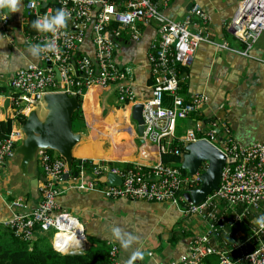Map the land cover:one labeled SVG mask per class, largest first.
<instances>
[{
    "label": "built area",
    "instance_id": "2783aa9c",
    "mask_svg": "<svg viewBox=\"0 0 264 264\" xmlns=\"http://www.w3.org/2000/svg\"><path fill=\"white\" fill-rule=\"evenodd\" d=\"M26 8L36 20L51 17L58 9H63L68 16L65 25L56 32L37 30L28 38L30 45L41 46L42 50L37 55L46 67L30 65L14 76V93L10 97L9 110L18 123V117H26L46 94L62 92L69 96L76 95L83 101L93 87L118 85V102L132 109L139 103L132 86L133 70L116 64L117 40L126 34L132 40L139 41L145 27L151 24L156 26V38L148 53L153 96L142 102L144 131L139 138L143 145L147 141L156 145L158 161H152L142 152L138 160L130 163L131 168L121 169L106 160L79 159L80 176H70L68 188L97 192L110 200H147L170 204L184 217L206 221L209 232L193 239L188 253L171 264H204V259L210 255H219V264H264V227L258 224L247 241L254 239L256 244L250 243L252 249L242 251L238 263L232 261L227 253L210 246L208 237L217 231L216 227H233L261 209L264 204V144L241 146L228 139L223 145H217L227 156L228 163L223 169L219 189L198 205L188 203L184 194L201 187V174L207 169V163H203L199 171L191 176L162 162V156L167 153L181 155L179 144L187 146L207 140L216 145L217 129L207 130L199 120L183 133L177 130L180 120L199 115L208 101V97L202 93H195L188 100L181 95L182 83L187 79L182 70H188L191 66L201 43H214L198 23L199 19L204 26L209 22L201 8L193 6L182 21L167 17L152 0H30ZM8 20L6 10H0V25H7ZM112 24H116V27L112 28ZM193 26L198 27L196 32L191 29ZM89 27L94 56L76 58ZM226 28L250 49L264 32V0H242ZM47 44L53 45V48L43 47ZM53 67L60 71V85ZM19 139L18 128L12 130L8 138L0 139V175L7 160L13 156ZM172 144L175 147L172 148ZM40 163L48 176V184L42 190L38 210L27 215L16 213L17 209L25 207L24 198H17L11 202L15 218L6 226L14 228L22 239L35 241L38 238L33 237L35 230L40 231L41 228L30 218L43 220L40 232L54 231L52 248L55 251L61 255L82 252L86 248L85 238L80 243L66 246L55 242V235L66 226H79L84 236L83 226L76 218L67 213L55 215L59 209L57 199L63 190L60 186L64 185V176L68 174L66 165L62 160L50 157L46 151L40 153ZM109 174L120 177L121 185H109ZM222 205H225V209ZM239 207L242 208L240 212L235 210ZM227 210L233 212L231 219L227 217ZM108 246L110 264H120L119 247L113 243Z\"/></svg>",
    "mask_w": 264,
    "mask_h": 264
},
{
    "label": "crops",
    "instance_id": "0c3cea01",
    "mask_svg": "<svg viewBox=\"0 0 264 264\" xmlns=\"http://www.w3.org/2000/svg\"><path fill=\"white\" fill-rule=\"evenodd\" d=\"M28 1L19 0L17 12L6 10L8 24L0 25V121L7 123L11 118L12 130L19 129V123L10 116L9 106L6 109L4 106L13 94L14 76L30 65L46 67L38 55L30 54L32 45L28 43V38L32 34L26 31L29 23ZM241 1L156 0L160 11L175 21H182L195 5L209 18L205 26L201 19L198 23L214 43L203 42L199 45L194 61L186 71L187 79L181 90L183 97L190 98L195 93H202L208 97V101L199 115L184 120L187 123L177 124V127L183 133L199 120L207 130L217 129L215 143L218 146L228 139L241 146L264 144V32L249 49L226 28ZM155 29L154 24L145 27L139 41L132 40L126 34L117 40L115 62L119 67L133 70L132 86L139 103L153 96L148 53L156 38ZM191 29L196 32L198 27ZM94 53L89 27L77 56L93 57ZM117 91L118 85H113L107 88L93 87L88 92L82 102V121L75 126L76 132H80L84 139L74 149V158L106 160L115 165L130 164L138 160L143 152L152 161H158L156 145L149 141L143 145L132 122V109L118 102ZM87 100L89 106L86 112ZM92 109L96 114H92ZM81 154L85 157H79ZM17 172V167L12 163L5 164L0 175L2 229L7 227L14 215L11 202L24 198L25 207L15 211L23 215L34 212L40 203L39 197L32 199L29 182L24 184L20 181ZM38 176H43L42 170L38 171ZM57 202L62 211L70 213L83 226L88 246L116 244L120 251V264H171L188 253L193 239L209 232L206 221L184 217L170 204L110 200L97 192L69 189L68 182L64 183ZM222 206L225 209V205ZM227 212L232 215L231 210ZM262 215L264 204L257 213L237 226V242L246 239L241 242L246 243L253 236L256 220ZM115 227L121 229L122 235L134 237L128 247L122 246L120 240L113 237L111 230ZM237 242L228 250L236 263L241 245ZM135 251L141 255L133 257Z\"/></svg>",
    "mask_w": 264,
    "mask_h": 264
},
{
    "label": "water",
    "instance_id": "95a60500",
    "mask_svg": "<svg viewBox=\"0 0 264 264\" xmlns=\"http://www.w3.org/2000/svg\"><path fill=\"white\" fill-rule=\"evenodd\" d=\"M50 65V64H49ZM76 69V66L74 64ZM56 80L61 81V74L57 67H53ZM79 73L76 72V76ZM82 102L76 95L66 93L46 94L36 103L35 107L27 114L25 123L20 124V145L16 146L14 154L7 163L17 167V178L24 184L29 182L32 199L39 197V183L45 182L43 176H38V153L41 150L56 151L65 161L69 170L74 162V149L84 139L80 132L73 130V115L82 109ZM10 100L7 99L5 109ZM143 104L138 103L131 110L132 121L136 125V132L142 135L144 120L142 116ZM185 154L181 169L186 170L191 176L195 175L203 163L207 169L201 174L202 185L199 189L185 193L188 203L200 204L213 191L219 189L222 172L228 163L227 156L219 147L207 140H200L185 147ZM108 184L121 185V178L109 174ZM87 244V242H85ZM77 253H81L77 251Z\"/></svg>",
    "mask_w": 264,
    "mask_h": 264
},
{
    "label": "trees",
    "instance_id": "16d2710c",
    "mask_svg": "<svg viewBox=\"0 0 264 264\" xmlns=\"http://www.w3.org/2000/svg\"><path fill=\"white\" fill-rule=\"evenodd\" d=\"M156 3V0H152ZM35 17L29 15V23L26 28V31L29 34H35L37 29L32 27V22L35 21ZM112 28L116 27V24H112ZM76 58H79L77 56ZM188 70H182V73L186 74ZM184 83H182V88H184ZM182 95V94H181ZM188 100V97H185ZM81 100V99H80ZM82 101V100H81ZM123 107V106H121ZM11 116V115H10ZM197 114L192 115V118L196 117ZM82 109L76 111L73 115V130H75L76 124L82 121ZM187 120V119H185ZM18 121L20 124L25 123L26 117L19 116ZM184 121V120H180ZM179 124V123H177ZM178 132L179 129L177 128ZM12 132V120L9 118L8 122L0 121V139L8 136ZM178 145V144H177ZM172 148L175 147V144H172ZM185 145L179 144L178 148L180 150L181 155H174L167 153L162 156V162L164 164H171L173 167L179 169L183 174L187 175V171L181 169V164L183 161V155L185 154ZM114 164V163H111ZM81 165L78 159H74L73 163V171L76 172L78 167ZM121 169L131 168V164H116ZM89 168V167H88ZM239 212L241 211V207L238 208ZM228 219L233 217L228 214ZM244 223V222H242ZM242 223H236L233 227H229L227 225L224 226L223 229L217 228V231H213L209 237L210 246L214 247L219 252H225L229 255L232 261L234 260L233 255L228 252V250L237 242V236L235 234V230L237 226ZM209 230V229H208ZM40 238V237H39ZM38 238V239H39ZM35 241H27L22 239V237L16 233L14 228L5 227L0 232V264H110L109 258V247L104 245H89L87 246L81 253H67L64 255L59 254L55 249L51 248L48 251L41 250L38 246L39 240ZM264 239V237H263ZM246 240V239H244ZM242 240V241H244ZM237 242V243H241ZM247 243V244H246ZM241 243V247L238 249V260L241 258V254L243 250L249 249L251 250L253 246L251 244H256L253 239L251 242ZM244 244V246H242ZM120 254V251H119ZM220 257L219 255H210L204 259V264H219ZM239 264H243L240 262Z\"/></svg>",
    "mask_w": 264,
    "mask_h": 264
},
{
    "label": "clouds",
    "instance_id": "9594fccd",
    "mask_svg": "<svg viewBox=\"0 0 264 264\" xmlns=\"http://www.w3.org/2000/svg\"><path fill=\"white\" fill-rule=\"evenodd\" d=\"M0 10H7L10 12H17L19 10V0H0ZM68 14L63 9H58L55 15L51 17H45L43 20L37 19L32 22V27L37 30L56 32L58 28L65 25ZM43 47L52 49L53 45L47 44ZM42 50L40 45H34L30 48V54L37 56ZM256 223L261 227H264V215L257 218ZM113 237L120 240L122 246L128 247L134 237L122 235L121 229L118 227L112 228L111 230ZM133 257L141 255L139 251L133 252Z\"/></svg>",
    "mask_w": 264,
    "mask_h": 264
},
{
    "label": "rangeland",
    "instance_id": "374dc122",
    "mask_svg": "<svg viewBox=\"0 0 264 264\" xmlns=\"http://www.w3.org/2000/svg\"><path fill=\"white\" fill-rule=\"evenodd\" d=\"M88 100H87V103H86V106H85V110H86V112H87V109H88V106H89V104H88ZM83 104V103H82ZM96 107H97V105H96ZM96 109V108H95ZM32 110V109H31ZM92 114L94 115V114H96V111H94V109H92ZM133 122V121H132ZM179 124L180 123H187L186 121H179L178 122ZM20 126V125H19ZM11 134V133H10ZM10 134L8 135V136H5V137H3L2 139H5V138H8L9 136H10ZM20 145V143L18 144V145H16V146H19ZM216 145H218V144H216ZM15 146V147H16ZM42 151H46L47 152V154L50 156V157H52V158H56V159H60V160H62L64 163H65V165H66V168H67V170H68V174H66L65 176H64V183L65 182H68L69 180H70V176H74V177H79L80 176V172H79V170H80V166L78 167V170L76 171V172H74L73 171V166H72V170H69L68 169V166H67V162L65 161V159H63L56 151H52V150H41L39 153H38V171H40V170H42V172H43V177L46 179V181L45 182H43V181H40V183H39V198H40V201L39 202H41V200H42V197H43V195H42V190H43V188L48 184V176H47V174L44 172V170H43V168L41 167V163H40V153L42 152ZM87 157H88V155H86ZM79 157H85V155H79ZM75 159V158H74ZM79 160V159H78ZM74 163V162H73ZM60 188L61 189H63V186H60ZM74 190H77V189H74ZM146 202H151V201H147V200H145ZM157 203V202H156ZM59 206V205H58ZM36 210H38V208L36 209ZM62 213H67V212H65V211H62L61 210V208H60V206H59V209L56 211V213H55V215L56 216H59L60 214H62ZM67 214H69L72 218H75V217H73L70 213H67ZM15 218V216H13L12 215V217H11V219H14ZM33 222H35L36 224H38V225H40V227L39 228H41L40 229V231L42 230V227L41 226H43V224H44V221L43 220H35V218L33 217V218H30ZM0 230L2 231L3 229H2V227L0 228ZM39 231V229H36L35 230V234H34V236L33 237H35V236H37L38 238V240H39V243H38V246H39V248L41 249V250H44V251H48L49 249H51L52 248V238H53V235H54V231H50V232H46L45 233V231H43V232H40ZM55 237H57L56 235H55ZM84 238H85V242H87V238H86V236H85V234H84ZM55 240H57V238L55 239ZM86 245V247L88 246V243L87 244H85Z\"/></svg>",
    "mask_w": 264,
    "mask_h": 264
},
{
    "label": "bare ground",
    "instance_id": "6f19581e",
    "mask_svg": "<svg viewBox=\"0 0 264 264\" xmlns=\"http://www.w3.org/2000/svg\"><path fill=\"white\" fill-rule=\"evenodd\" d=\"M60 83H61V81H60ZM60 83H58V84L60 85ZM13 93H14V90H13ZM10 97H9V100H10ZM9 105H10V103H9ZM19 143H20V139L16 145H18ZM15 148H14V150H15ZM13 154H14V152H13ZM63 228L64 229L58 231V233L56 234L57 237H55V239L57 238V240H55V242H57L58 244H62L63 246H66V245L73 244V243L77 244V243H80L84 240V236L82 234V229L79 226H77L75 228H71V227L66 226Z\"/></svg>",
    "mask_w": 264,
    "mask_h": 264
}]
</instances>
